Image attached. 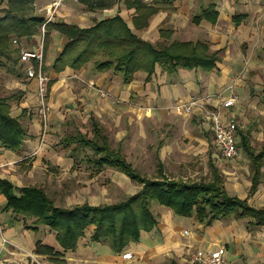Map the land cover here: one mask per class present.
Instances as JSON below:
<instances>
[{
    "label": "crops",
    "instance_id": "1",
    "mask_svg": "<svg viewBox=\"0 0 264 264\" xmlns=\"http://www.w3.org/2000/svg\"><path fill=\"white\" fill-rule=\"evenodd\" d=\"M176 1H174L173 5L162 7L157 14L153 15L146 29L136 31H142V35L139 36L155 44H159L163 39L160 34L162 28L172 30L170 41L205 42L209 45L210 53L216 52L219 57L215 67L210 69L179 67L176 71L168 73L157 65L155 72L152 74V79L149 81H146V72L137 71L131 82L124 83V77L121 74L112 70L100 72L95 67L92 70L88 65L79 70L67 67L64 71L56 73L51 68V64L58 53L53 56L50 50L49 53L47 50L45 66L48 69H46V74L49 80H53V85L50 88L51 90L48 91L50 110L46 133L43 132L42 120L37 112V81L28 78L26 75L17 77L6 69L1 70V74H6L4 79L6 90L19 89L24 92L20 99L10 101L12 113L18 116L22 113V109H28L29 112L32 110V114L31 117H23L29 136L24 140L21 152L15 153L0 147V178L10 180L17 187L30 186V182L27 181L29 179L37 181L35 178L38 168L40 169L47 165L45 170L49 171L54 170L52 167L54 165L56 168L58 167L56 170L61 171V176L79 164L78 162H84L83 160L94 166L93 179L101 174L104 168L113 169V167L105 166L98 171L95 161L90 160L94 157L91 149L88 150L93 153L92 156H86L83 151L87 149L76 151L72 146L67 147L61 142L67 135L75 134L79 130L84 132L76 125L75 120L73 121L74 118L81 114L78 108L80 106H83L84 110L88 112L89 120L94 116L101 123L106 133V128H108L109 124L117 125L120 122H124L125 119H129V121L135 118L140 120L143 117L161 115V113L168 112L169 108L175 104L188 102L193 97L208 94L214 95L210 105L222 110L223 119L226 122L234 120L239 125L237 142L240 154L241 149L243 150L240 147L241 136L246 135L249 139V133L243 132L239 121L235 120V115H238V117L243 115L240 107L242 105L246 107V103L257 106L258 102L260 107L264 106V103L260 102L261 100L252 83L248 80L249 70L261 69L260 67L264 61V0H197L198 3L202 1L198 10H196L197 1L194 4L192 3L195 0H183V5ZM203 1L207 2L203 3ZM210 6L215 7L214 9L218 13L215 23L206 17H201L203 11ZM2 7L3 5L0 6V9ZM171 7L173 8L172 12H166V9ZM192 11L194 13H192V22L203 36L196 39L177 38L178 32L176 30L177 25L180 24V17L183 16L182 14H188ZM199 17L200 20L198 21ZM164 21L173 25V27H160V24ZM130 25L132 26V21ZM153 27H157L155 39L150 37ZM196 29L192 30L197 32ZM189 32L191 33V31ZM186 34L188 35V33ZM34 37L30 40L24 39L22 42L31 43V46L28 47L34 49L40 43V39L35 42ZM157 41L159 42L157 43ZM231 42L238 45L244 43L242 46L243 49L245 48L244 52L241 49L240 53H221L225 45ZM62 47L58 48L59 52ZM87 82L89 83L87 84ZM93 84H96V86H93ZM101 89L109 91L111 97L107 98V96L102 95ZM260 92L264 100V85ZM231 95L241 96L242 102L237 99L235 105L228 108L224 107L222 105V97L226 98ZM15 108L17 109L16 111L14 110ZM193 109L190 113H186L171 108L169 113L175 121L179 120L176 118L177 115L186 116L192 131L195 130L193 126L202 129L200 131L201 133L203 132V135L198 133L196 135L197 138L201 142H205L208 145L206 147H215L216 155L227 161L215 143L216 139H214L211 129L212 124L206 118L205 113L202 109ZM233 109L234 113L230 115L229 113ZM189 117H191V120H189ZM65 123L74 125L75 132L69 131L66 134ZM56 132L60 134L57 142L53 140ZM56 144L57 147H55ZM163 145V142H161L159 148L163 147ZM63 148H69V151L63 154L61 151ZM112 148L114 147L112 146ZM114 149L123 154L121 147ZM81 152L84 153L82 157L80 156ZM243 152L245 153L244 150ZM161 157L157 154V170L159 162H162L163 166H165ZM20 162L24 167L20 169V173L14 172L15 168L21 167L19 165ZM45 162L47 163L44 164ZM7 164L10 166H5ZM209 165L211 171H213V167L218 168L221 179L222 174L226 175L228 171V173L237 174L241 170L238 165L226 170L219 164H215L211 158L209 159ZM37 166L40 167L37 168ZM165 167L166 176L170 179H176L166 173ZM261 171L262 176L258 189L253 194H250V188L253 185L252 177L245 183L248 186L247 189L240 186L238 181L232 180V177H227L228 180L225 181V184L222 179L223 187L228 193V190L232 191L233 193H229L231 195L238 196L241 199L247 198L250 205L264 208L263 189L261 191L264 186V179L261 182L264 175V165ZM120 172L126 182H135L139 185V189L132 192V194L137 193L142 185L122 171ZM38 179L42 182L41 178ZM31 186L36 185L32 184ZM43 186L37 185V187L41 188ZM75 193L72 192L68 196L73 201L78 199ZM6 203V196L0 192V264H59L55 260L58 256L47 253V251L36 252L37 241L44 245L52 246L55 250H61L62 255L59 258L72 264H196L193 262V257L198 249L209 251L220 246L226 248L228 264H264V226L250 223L249 218L238 219V217L231 216L218 218L211 224H206L200 222L196 215L190 217L177 215L171 208L157 203V211H154L158 218L157 226L152 231H142L139 241H134L121 252L113 251L105 241L92 240L91 236L94 232V227L93 230L85 229L84 235L78 241L77 248L62 250L56 239L55 231L48 224L37 223L35 217H26L24 214L15 213L11 209H5ZM83 203H89L90 205L102 204L78 200L72 206ZM72 206L65 204L60 207ZM182 216L187 218L186 224L189 227H185ZM126 252H132V258L124 259L122 255Z\"/></svg>",
    "mask_w": 264,
    "mask_h": 264
},
{
    "label": "trees",
    "instance_id": "2",
    "mask_svg": "<svg viewBox=\"0 0 264 264\" xmlns=\"http://www.w3.org/2000/svg\"><path fill=\"white\" fill-rule=\"evenodd\" d=\"M117 1L124 2L128 9H134L133 27L120 14L98 19L90 26L55 19L46 22L44 15L31 13L37 0H0V6L3 5L0 9V70L6 69L17 77L27 76L25 64L20 61V43L41 33L44 24V60L52 42V32L56 30L66 37L62 50L51 64L56 73L67 67L79 70L93 61L98 71L112 70L124 77V83H129L137 71L146 72V81H149L157 65L168 73L179 67H215L219 57L216 52L210 53L205 42L170 41L172 30L162 28L160 34L163 39L155 44L134 31L146 29L153 15L162 7L173 5L176 0H152L151 3L145 0H81L93 12L111 9ZM214 8H206L201 17L215 23L218 13ZM52 85L53 80H49V90ZM23 93L19 89L9 94L0 93V147L15 153L21 152L24 140L29 136L23 122L27 109H22V113L15 116L10 101L20 99ZM90 120L91 137L79 130L65 136L61 142L76 151L91 149L94 157L90 160L95 161L98 171L105 166L122 171L142 185L137 193L114 203L60 207L41 187H17L10 180L0 178V192L7 198L5 209L35 217L37 223L48 224L55 231L62 250L77 248L85 229L93 225L92 240L105 241L113 251L121 252L134 241H139L142 231H152L157 226L158 218L152 209L154 203L171 208L177 215H196L200 222L206 224L232 216L249 218L250 223L264 226V208L250 205L247 198L229 194L223 187L218 168L213 167L209 180L184 181L168 178L165 166L159 162L158 176L151 179L142 175L120 151L112 148L103 126L94 116ZM249 141L246 135L241 136L240 147L249 157L253 169L250 188V194H253L262 176L264 146L257 151ZM36 245V252L47 251L58 256L57 262H65L59 258L61 250L39 241Z\"/></svg>",
    "mask_w": 264,
    "mask_h": 264
},
{
    "label": "rangeland",
    "instance_id": "3",
    "mask_svg": "<svg viewBox=\"0 0 264 264\" xmlns=\"http://www.w3.org/2000/svg\"><path fill=\"white\" fill-rule=\"evenodd\" d=\"M145 1L148 3L152 2V0ZM182 1L183 0H177L176 2L182 3L183 5L184 2ZM196 1L197 0L193 1L192 3L194 4ZM206 2L207 1H203V3ZM201 4L202 1H200L199 3L197 1L196 10L200 8ZM48 8H51L50 13L53 16L51 20H66L68 23H76L80 26H90L98 19L113 16L115 14L122 15L131 24V17L134 13V9H128L126 7V4H124V2L122 1H117L109 10H97L93 13L87 9L86 5L81 2V0H37V2H35V9L31 13H37L40 15L42 14L47 19L50 16ZM172 9V7L170 9H166V12H172ZM192 13L193 11L189 12L188 14H182L183 16L180 17V24L177 25L178 27L176 30L178 32V35L176 36L177 38L196 39L203 36L201 32L195 28L192 22V15L194 14ZM160 27L170 28L173 27V25L169 24L167 21H164L160 24ZM191 28L196 29L197 32L193 31ZM134 31L137 34L142 35V31ZM189 31H191V33ZM186 33H188V35ZM42 35L43 30L38 34V36L34 37V41L38 42L39 39L41 40L40 37H42ZM156 36L157 27H153L150 32V37L152 39H155ZM65 41L66 37L63 34L56 30L53 31L52 42L49 46L48 53L49 50L53 56L59 53L58 48L62 47ZM158 42L159 41H157V43ZM30 44L31 43L29 42L20 43L22 47L21 49H33L29 48L31 46ZM243 44L238 45L234 44V42H231L228 45L226 44L221 53L228 54L229 52V54H235L240 53L239 51H241V49L244 52L245 48H242ZM32 46L34 45L32 44ZM101 57L102 56H100L99 58ZM88 67L94 70L95 66L93 61L88 64ZM260 68L261 69L249 70L248 80L250 83H252L256 93H258V97L261 100L260 102L264 103V100L261 97L262 94L260 92L262 86L264 85V61L263 65ZM46 69H48V67ZM5 76L6 74H1L0 70V93L9 94L12 92V90H6L4 86ZM89 82H87V84ZM93 86H96V84H93ZM100 91L106 90L101 89ZM106 93L107 98L111 97L109 91H106ZM240 97L241 96L238 97V100L242 102ZM175 105L171 108L179 111L175 107ZM78 108L81 114H79L80 116H78L77 118H74L73 121L75 120L76 125L85 133L87 132L91 137L93 133L88 112L84 110L83 106H80ZM171 108H169V111L171 110ZM240 108L241 111H243V115L241 117L235 115V120L239 121V124L243 128V132L249 133V142L251 143V145L259 150L264 146V106L260 107L257 102V106H252L246 103V107L242 105ZM14 110L16 111L17 109L15 108ZM169 111L161 113V115L156 114L154 116L152 115L149 117H143L140 120H136V118L130 121L129 119H125L124 122H120L117 125L113 124L114 126L109 124L108 128H106V133L109 135L111 145L114 148L121 147L123 150L122 152L128 159V161L135 165L137 170L142 175H145L147 177L152 178L158 175L157 154H159L160 157L162 156L161 159L166 166L165 170L169 176L180 180H209L212 177V171L209 165V159L211 158L215 164H219L226 170H230L235 165L241 167V170L237 174L228 173L229 171L226 172V175L222 174L224 184L225 181L228 180L227 177H232V180L238 181L240 183V186H243V188L245 189L248 188L245 183L246 181L251 179L252 169H250L249 159L242 149L239 157L227 161L222 159L221 157L216 155L215 147H206L208 145H206L205 142H201L197 138L196 135L198 133L203 135V132L201 133L200 131L202 129H198L190 124L191 126H193V129H195L194 131H192V129L188 125V123L190 122L187 120L186 116L177 115L176 118H178L179 120L175 121L171 118ZM232 113H234V109L229 114L231 115ZM31 114L32 110L29 112V110L27 109L23 117H31ZM66 120L68 119L66 118ZM189 120H191V117H189ZM65 128L67 129V133L65 132L66 134H68L69 131L72 133L75 132L74 125L70 123H65ZM58 136H60V134L56 132L55 136L53 137V140L55 142L59 140ZM161 142H163L164 145L163 147L159 148ZM55 147H57V144L55 145ZM61 151L64 154L65 152L69 151V148H63ZM83 152H85L86 156H92L93 154L88 149ZM80 156H84V153L81 152ZM83 161L84 162H78L79 164L75 165L70 171H67L65 175L61 176V171L56 170L58 167L56 168L54 165H52L54 170L49 171L45 170L47 169V165L43 166L40 169L38 168L40 166H37L38 170L36 171L37 174L35 178L37 181L29 179V181L27 182H30L29 184H34L36 186L44 185L43 189L53 200H55V204L57 206H59L60 204V206L65 204L72 206V204H74L78 200H86L87 202L102 204L107 202L114 203L123 200L130 195H133L132 192L139 189V185H137V183L130 181L126 182V179L123 177L121 172L115 170L114 168H104L101 174H95L97 176L95 179H93L92 175H94L95 171L94 166L86 160ZM46 163L47 162H45L44 164ZM10 165L7 164L5 166L9 167ZM19 165L21 167L18 169L15 168L14 172L20 173V169H22L24 165H21V162L19 163ZM33 177L35 176L33 175ZM38 178H41L42 182ZM263 179L264 175L261 182L263 181ZM71 186L75 188H72ZM262 189L264 192V186L263 188H261V191ZM228 191L229 193H233L230 190ZM72 192H76L75 194L76 197L78 196V199H75L73 201L71 197H68ZM157 206V203L153 204V211H157ZM181 218L185 223V227H189L188 224H186L187 218L183 216ZM93 227L94 226L91 225L88 226L87 229L93 230Z\"/></svg>",
    "mask_w": 264,
    "mask_h": 264
},
{
    "label": "built area",
    "instance_id": "4",
    "mask_svg": "<svg viewBox=\"0 0 264 264\" xmlns=\"http://www.w3.org/2000/svg\"><path fill=\"white\" fill-rule=\"evenodd\" d=\"M50 16L46 19L49 22L52 19L51 8H48ZM45 32V24L42 27ZM16 42V41H15ZM20 61L25 64V72L27 77L37 81V106L38 114L42 120L43 132L46 133L49 117V103H48V82L49 77L44 70V36L42 35L40 43L34 49H22L20 52ZM102 95H107L106 91H100ZM214 95H204L193 97L188 102L176 104L175 107L181 111L190 113L193 108L202 109L206 118L210 121L211 129L214 134L216 145L221 150L223 157L227 160L237 157L240 151L237 142L238 124L234 120L223 119L222 110L214 108L210 105ZM238 96L231 95L229 97H222V105L224 107H231L235 105ZM6 241V240H4ZM132 252H126L122 255L124 259L132 258ZM193 262L197 264H228L226 256V248L220 246L214 250L198 249L193 257ZM59 264H72L65 261Z\"/></svg>",
    "mask_w": 264,
    "mask_h": 264
}]
</instances>
